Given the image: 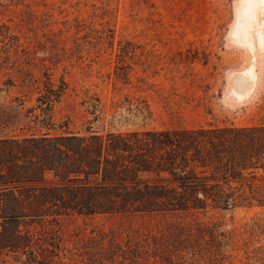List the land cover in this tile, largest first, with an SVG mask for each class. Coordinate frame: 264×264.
Here are the masks:
<instances>
[{
	"label": "rangeland",
	"instance_id": "obj_1",
	"mask_svg": "<svg viewBox=\"0 0 264 264\" xmlns=\"http://www.w3.org/2000/svg\"><path fill=\"white\" fill-rule=\"evenodd\" d=\"M245 5L0 0V140L264 125V5L251 44L235 37ZM16 194L4 205L28 213L0 204V264H264V208L58 214Z\"/></svg>",
	"mask_w": 264,
	"mask_h": 264
},
{
	"label": "trees",
	"instance_id": "obj_2",
	"mask_svg": "<svg viewBox=\"0 0 264 264\" xmlns=\"http://www.w3.org/2000/svg\"><path fill=\"white\" fill-rule=\"evenodd\" d=\"M1 153L0 204L6 217L28 213L4 205L8 197L20 202L17 191L38 197L58 214H208L264 208V125L84 137L34 134L0 140ZM46 172H53V182L62 185L44 186ZM80 180L96 184L85 193L64 190L68 187L63 184Z\"/></svg>",
	"mask_w": 264,
	"mask_h": 264
},
{
	"label": "bare ground",
	"instance_id": "obj_3",
	"mask_svg": "<svg viewBox=\"0 0 264 264\" xmlns=\"http://www.w3.org/2000/svg\"><path fill=\"white\" fill-rule=\"evenodd\" d=\"M245 2H246L245 10L243 13H239L241 15L238 16L239 17L238 29L236 31L235 37H236V40H238L241 43L251 44L252 41L250 39V33L248 32V28L251 25L252 15H253L255 9H257L258 6H263L264 0H245Z\"/></svg>",
	"mask_w": 264,
	"mask_h": 264
}]
</instances>
